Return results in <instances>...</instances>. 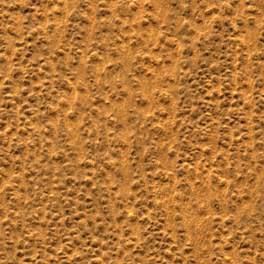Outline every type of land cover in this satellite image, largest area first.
Listing matches in <instances>:
<instances>
[{"label": "rangeland", "instance_id": "rangeland-1", "mask_svg": "<svg viewBox=\"0 0 264 264\" xmlns=\"http://www.w3.org/2000/svg\"><path fill=\"white\" fill-rule=\"evenodd\" d=\"M0 264H264V0H0Z\"/></svg>", "mask_w": 264, "mask_h": 264}]
</instances>
